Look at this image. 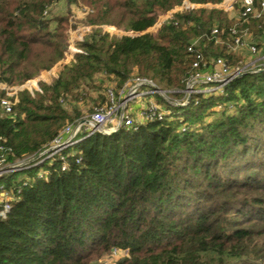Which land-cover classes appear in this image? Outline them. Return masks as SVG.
<instances>
[{"label": "trees", "instance_id": "16d2710c", "mask_svg": "<svg viewBox=\"0 0 264 264\" xmlns=\"http://www.w3.org/2000/svg\"><path fill=\"white\" fill-rule=\"evenodd\" d=\"M59 1L0 0V84L20 86L63 60L77 3L92 11L87 26L133 36L92 32L42 94L23 91L11 114L0 112L4 165L49 147L79 117L67 104L96 76L123 82L136 72L181 90L193 71L188 47L224 61L234 37V18L206 8L146 33L184 0H64V15L54 17ZM252 24L264 36V18ZM217 102L223 110L204 122ZM34 163L0 179V212L9 206L0 216V264H95L116 250L127 256L115 264H264V73L244 75L174 120L97 133Z\"/></svg>", "mask_w": 264, "mask_h": 264}, {"label": "built area", "instance_id": "2783aa9c", "mask_svg": "<svg viewBox=\"0 0 264 264\" xmlns=\"http://www.w3.org/2000/svg\"><path fill=\"white\" fill-rule=\"evenodd\" d=\"M213 8L215 10L222 11L226 14H236L235 18L238 22L244 23L252 20H261L264 18V0H220L217 4L214 5H196L191 4L188 0H184L179 6H176L174 9L160 16L154 26L150 28L147 32L157 33L162 25L171 23L174 21V17L181 15L184 12L191 11L198 8ZM92 11L86 7L80 8V15L86 17L91 14ZM234 16V15H233ZM177 23H174L176 25ZM93 31H100L101 33L114 32L116 34V29L112 26H93L87 29L78 30L74 41L70 43V46H75V51L80 52L79 47L84 43V38L87 37V34L92 33ZM80 33V34H79ZM148 34V33H147ZM234 35L232 40V45L234 47H242L241 39L236 35L235 31H232ZM220 31L218 28H213L209 32V36L212 39H218ZM194 44L190 45L187 49L188 53L194 54V59L191 64L192 74L190 78L186 81L185 86L186 90L190 91L191 94L196 95L200 93H213V92H223V88L229 84L233 79L232 76H229L227 79H222L221 74L214 70L206 72L205 69L208 67V63L205 61L202 52L194 50ZM70 47V48H71ZM250 51L255 52V48L251 47ZM213 66L219 67L221 71L226 72L228 70V65L225 61L217 59L213 62ZM38 80H30L20 86H8L6 84H0V90L4 93V97L0 98V112L8 115L11 114L13 107L17 104L18 99L17 95L23 91L29 92L33 95L34 92H38L37 88ZM129 88L127 90L126 97L120 103L114 104L113 95L109 92V108H99L97 109L89 118L75 121L70 125L64 127L59 134L55 137L49 147L45 148L38 156L30 161L22 162L16 166L10 167L11 170L15 169V172L21 171L23 169H28L32 167L31 163L35 162L33 166L40 165L43 162H47L52 157L56 156L60 152L72 148L73 146L80 143L82 140L94 135L102 134V129L105 127L109 118L118 117L117 128L114 131H118L120 128H133L135 127L131 120V109H129V103L134 102L135 100H141L145 97L157 94L159 91L156 90V87L151 80L146 78H135L132 79ZM166 103L167 99H162ZM139 116L144 122H154L162 121L164 115L161 113V109L149 103L147 108L140 111ZM113 120V119H112ZM136 128V127H135ZM52 144L53 147H50ZM0 150H2L0 148ZM46 150V151H45ZM4 160L0 159V175L7 172L5 169L7 166L3 164ZM65 169V166L62 167V170ZM13 171V172H14ZM43 174L39 176L42 178ZM2 177V176H1ZM0 177V178H1ZM1 197H7V194L1 193ZM9 206L5 203L2 206V211L0 216L4 217L5 212H7ZM127 256V252L126 255Z\"/></svg>", "mask_w": 264, "mask_h": 264}, {"label": "rangeland", "instance_id": "374dc122", "mask_svg": "<svg viewBox=\"0 0 264 264\" xmlns=\"http://www.w3.org/2000/svg\"><path fill=\"white\" fill-rule=\"evenodd\" d=\"M82 7H83L82 4L77 3L76 5H72L70 8L73 11L71 12V15L78 17V18H75L74 24H73V25H76L77 27L87 26L85 24L86 17H82L80 15V8ZM198 9H203V8H198ZM206 9H213V8L207 7ZM65 11H66V8H65L64 0H60L59 3L56 6H54V8H52V15L54 17L59 16V15H64ZM222 13L226 14L224 12ZM226 15L234 18L235 23L233 25V28L235 29L236 35L240 37L241 39L242 47H238V48L234 47V45H232L231 43H228L226 46L223 45L225 46L224 48L226 49L225 54H227V57L224 60L228 65V70L226 72L221 71L219 67L213 66V62L211 60L208 61L207 59H205V61L208 63V67L205 69V71L209 72L211 70H214L216 72H219V74H221L222 79H227L229 76H232L233 79L229 82V84L243 77L246 74L264 73V36L259 34V30L257 26L253 27L254 25L252 24V21L249 20L244 23H241V22L236 23L238 22V20L235 18V15H236L235 13L226 14ZM70 21L73 23V20L70 19ZM114 32L111 31L110 34H112L111 36L116 37V38H121L123 36H133L132 33H125L121 30H117L116 34ZM146 33L153 35V36L156 35V33H153L152 31L146 32ZM88 35L90 34H87V36ZM205 43H208V41H206ZM223 43L224 42L222 40H219V42L215 44L222 45ZM193 44L195 45V43ZM251 47L255 48L254 53L250 51ZM66 54L67 53H65L63 59H66L67 58L66 56H69L68 54L67 55ZM138 77L141 78V76H139L136 72H133L132 74L128 75V77L123 82H120L118 79L113 78V77L111 78V77H107L104 75L96 76L95 82L94 83L90 82L89 84V87H93L92 90L91 89L89 90L86 88L85 91L81 92L82 95L79 97L80 99H78L76 102H73L72 104L70 103L67 104L68 110H72L73 108H75L77 113H79V117L78 116L74 117L73 120L66 122L63 128L66 127L67 125L72 124L75 121L89 118L99 108H109L111 106L109 102V97H108L109 92L113 95L114 104L117 105V103H120L121 101H123L124 98L126 97L127 90L130 86L129 84L131 80L138 78ZM37 78H39V76H37L33 80H36ZM100 80L103 82L102 85L101 84L99 85ZM152 83L156 87V90L159 91L157 94L151 95L149 97H145L144 99H141L139 101L135 100L134 102L129 103V109H131L130 117L135 127L141 125L144 122L142 118L139 116V113L141 109L142 110L146 109L149 103H153L154 105L159 107L165 119L174 120L175 115H180L182 109L188 108L190 104H193L196 106V104H198V101L202 98L205 99L211 96L222 95L224 93L225 88L229 85L227 84L222 89L223 90L222 93L219 91L209 93V94L199 92L198 94L193 95L190 93V91L186 90V86L184 87V89H181V90L167 91V90H163V88L161 87L159 88V86L155 82L152 81ZM42 85H47V84H44V82L42 81H39L37 83V88L39 89L38 94H42V90H41ZM1 93L3 92L0 90V94ZM19 95L20 93L17 95V99H19ZM4 96L5 95L3 93V97ZM162 99H167L168 102L166 103ZM222 110L223 109H222L221 103L217 102V104L214 107H212L210 110H207V112H205L204 122L211 121L215 117L216 113L218 114ZM117 120H118V117L109 118L105 127H103L102 129V135L104 136L113 135L116 132L114 130L115 128H117ZM183 129H185V126L180 127L179 131L182 132ZM53 145L54 144H52L50 147H53ZM58 155L59 154H57L56 156ZM26 159L27 158H25L23 162H27L28 160ZM19 163H22V162L15 161L12 164H6L7 167L5 169H7V172L5 171L4 174L0 175V177L1 176L4 177L6 175L16 173L14 171L15 169L11 170L10 167L14 165L16 166ZM36 166L38 167V165ZM41 174H43V172H41L38 175V177ZM44 175H46V173H44ZM126 252L127 251L123 252L121 250L113 251L110 255L104 256L95 264H115V262L124 258V255H126Z\"/></svg>", "mask_w": 264, "mask_h": 264}, {"label": "crops", "instance_id": "0c3cea01", "mask_svg": "<svg viewBox=\"0 0 264 264\" xmlns=\"http://www.w3.org/2000/svg\"><path fill=\"white\" fill-rule=\"evenodd\" d=\"M83 17V16H82ZM75 18H78V17H75L74 15L70 18L71 20H73V23L71 21H69V24L70 25H73L74 24V20ZM89 27H92V26H80V27H77L75 25L74 28H69L68 31H67V44H68V47H67V54L69 56H66L67 58L66 59H63L61 60L60 62H58L54 67H52L49 71H43L41 72V74H39V78H37L36 80L39 81H42L44 82V84H47L48 86H50L54 80L58 79L59 75L61 74V72L63 71L64 67H66L67 65H69L70 63L74 62V56L77 55V54H80L81 51H80V46L83 45L81 44L79 47L76 46L77 49H79L80 52H76L74 49H75V46L71 47L70 46V43L72 41H74V38L76 37V34H77V31L78 30H82V29H87ZM94 32V31H93ZM91 34V33H90ZM86 37L84 38V41H85ZM71 47V48H70ZM66 54V55H67ZM47 82V83H45Z\"/></svg>", "mask_w": 264, "mask_h": 264}]
</instances>
